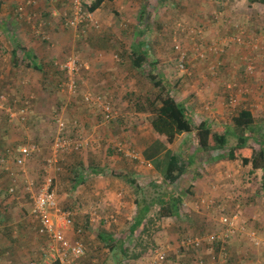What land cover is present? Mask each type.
I'll return each mask as SVG.
<instances>
[{
    "label": "rangeland",
    "instance_id": "obj_1",
    "mask_svg": "<svg viewBox=\"0 0 264 264\" xmlns=\"http://www.w3.org/2000/svg\"><path fill=\"white\" fill-rule=\"evenodd\" d=\"M47 1L48 0H36L33 5H28L26 7L28 17L26 20L22 17V21L26 22L22 23V26L28 27L30 33L33 31L34 35L43 43L50 42L47 30L54 21L50 20L46 25V22L43 20L44 14H42L41 11V6H44L48 14L52 12L53 17L57 19V22H59L64 30L67 32L72 30L75 34V43L73 47L65 48L66 50L64 52L66 56L64 60L68 55L75 53L85 64V68L80 71L77 77L79 82L78 91L75 95H70L68 91L61 90L58 82L56 84H47L50 97L48 98V95H46L44 103L40 104V107L45 109L50 116V118H47L46 122H48L49 127L51 126L52 128L47 136H42V134L40 135L38 132L34 133L36 129L33 127V122L29 123L30 120H27L26 123L19 121L11 122L9 115L4 113L3 110L0 112V126L8 122L12 125H16L15 127L18 129H30L29 133H22L21 136H24L22 141H25V143L36 142L42 147L40 151L41 154L33 157V163H35V161L37 163L36 168L34 169L33 167L32 169L31 167L33 171L35 170L33 173L34 176L40 182L45 160L52 154L50 148L52 145V132H56L57 130L54 113L61 111L62 108L66 109V111H70V113L74 111L75 113L78 111H91L93 115L92 124H88L89 122H87L86 119L85 121H81L82 119L78 117H75V122L69 120L67 123L68 128L66 136L70 139H76L82 136L83 140L89 141V145L80 150H70L60 155L58 158V166L61 167V170L57 173L55 181V189L60 198V208L63 211L72 213L73 224L77 223L80 225V222H82L81 227L76 228L75 233L80 236V239H82V242L85 244L86 254L81 259L77 260L75 264H147L148 262L149 255L143 258L120 261L121 249L111 251L110 243L98 238L97 232L92 231L90 224H96L99 232L103 234L110 233L116 239L121 237L125 245L134 251L140 250V248H136L137 239L141 234H144L143 238L150 248V253L158 246H169V264H200V261H203L205 264H210V260H213L211 258V252L213 250L214 252L219 251L216 245L212 247L205 246L199 249H190L188 251H184L180 247L181 240L188 237L214 233L220 227L218 219L223 211L217 207L218 205H213L208 209L205 204V201L208 199H214V202H216L218 198H206L205 191H203L201 187L197 188L198 185L202 184L204 187L208 185L207 187L212 188L214 191V186L220 185L224 193L228 191H234L235 193L239 192L240 194L224 198V202L222 203L225 204L224 212L227 215H231L234 211L233 199L237 198L239 201L236 203V206L237 204H241L243 207L244 211L240 209V213L244 221L255 222L253 216L246 218L245 209L249 204L257 203L256 196L263 198L262 202H264V194L261 193L263 182L257 180L256 177L258 175H250L249 172H247L249 167L247 168V166H244L240 160L233 161L225 157V159H220L222 161H217L218 163L223 162V164L212 163L213 161H210L212 155L219 156L220 153H228V148L225 147L219 151H214L212 155L199 156L196 162L192 164L191 167H188L186 172L176 182L170 183L166 180L165 176L167 166L166 155L162 154L157 160H152L144 157L143 153L145 149L154 141L161 140L166 144L168 150L170 149L175 154H179L189 147L195 149L197 147V140L194 134H185L177 138L176 143L170 144L167 142L165 136L158 135L152 129L150 130L149 127H145L147 118L144 114L135 111V103L138 102V99H142V97L147 94L153 91H159V88L155 86L154 82L148 76L150 70L147 68V64H144L141 68L132 67L133 71H129L128 68L125 67L121 72L122 68H120L118 70V75L112 74V80L108 79L110 78L109 76L104 75L105 80H100L98 82L100 85L90 84L91 81L88 79L91 75H89V72L92 70V60L97 58L100 60L108 53L112 67L115 63H119L120 65L126 62L133 63L134 55L132 54V44L136 42L138 36L139 9L143 5H146L147 9L152 14V17L149 18L152 27L144 34L150 57L159 62H165L166 66L163 72L168 75L172 73V76L169 75V79H175L172 83L177 82L174 89L175 97L186 101L185 103L189 105L190 110H192L193 118L197 121H201L202 118H206L207 113L211 111V107L214 106L212 107L213 110H220V108H222L227 114L225 115V119H221L220 121H215L216 118L212 119L209 117V119H212L215 126H227L231 122L232 113L236 115L241 109L248 108L254 112L257 126L260 125L264 127V99L263 97L258 98V92H261V96H264V4L254 0H210L216 5H219L218 3H220V1H225L224 5L228 9H232L234 16L246 14L243 18H237L240 19V26H243V30L233 26L229 28L227 34L220 35L219 31L222 30L220 28H217L219 30L217 33H215V30H211L208 33L210 28L222 26V24L218 25V23L216 25V19L212 20L210 13L213 7L210 6L211 4L208 0H205V2H207L206 7L210 6L209 10L201 9L199 12L205 15L203 19H199L200 15L194 11V5H190V1L193 0H123L121 4H118L115 0H106L102 7H104L103 10L106 14L111 15L112 18L108 20L104 17H99L96 12H92L91 16L95 22L92 23L88 20L82 23L78 28L66 25V19L74 15L73 3L75 0H72V2L71 0H64V2H62V0ZM79 1L86 7V5L88 6L95 0ZM27 3L28 1L25 0L24 4L26 5ZM126 6L128 7L127 9ZM247 6H250V8H247ZM49 9L51 10L49 11ZM114 10L117 11L115 15L113 14ZM247 16H253V19ZM244 18L247 19V21H245ZM101 20L104 22L109 21L108 23H112V25H102ZM208 21L209 23L204 25ZM180 25L194 29L195 27L203 29L204 38L200 41L201 48L205 47L206 42H211L214 39H224L225 36L229 39L242 32L245 43L229 44L227 49L231 45L230 48L233 49H235L234 46L242 51L244 49V53L237 63L228 66V68L231 67V69L227 68L228 70L225 68L227 64L225 66L221 65V62L224 63L222 60L223 57L221 56H224L230 48L219 55H210L205 59H196L194 56L195 53L192 52L191 49L193 44L189 38H187L188 35L184 33L176 34L175 29L180 27ZM14 28L20 29V27L15 26ZM8 31L9 30L2 32L5 35L4 40H6V44L9 43L10 40L13 41V39H15L17 45H22V41L19 38L7 36ZM13 31L16 32L15 29H13ZM176 43L181 47L179 51L174 47ZM182 58H184L190 74L180 69L179 64ZM63 61H61V63ZM196 62H198V64H196ZM250 63H253L252 70L248 68ZM199 64H205L203 71L205 75L211 79V81H209L210 84H207V81L202 84L197 83L198 80L202 79V73H200L201 71L198 69ZM59 69L58 73L55 71L58 79H60L59 76H61V70ZM126 70H128V73ZM251 79L255 80V85L248 82V80ZM230 84L233 85L232 89L229 88ZM102 85L106 87H102ZM44 87L46 88V85ZM201 89H204V91ZM210 91L213 93L212 97L209 95ZM88 92H94L96 95L102 94L105 101H109L113 104L116 113L113 118V120H115L114 122L104 121L101 117V111L94 108L92 105L89 106V104L85 102L83 94ZM9 93L11 94L9 95L10 106L14 111H18L21 108L20 99L23 100L22 98L25 96L21 98L22 94L17 95L11 92ZM230 93L236 94L238 99L237 104H235L233 108L229 105ZM28 98L31 102L29 108L30 114L33 109L32 106L35 104L37 98L35 99L31 96H28ZM247 98H253L254 100L252 102H247ZM38 101H43V99H38ZM205 106L211 107L206 110ZM232 110L233 112L231 113ZM215 114L217 115V112H215ZM28 118L30 119V117ZM37 136H39V138ZM114 151L120 152L121 154L118 155L117 152ZM158 160L160 162H158ZM180 162L185 164L186 160L180 158ZM235 162L238 163L236 164ZM215 168H217L215 171L211 170ZM220 170L224 173L228 172L226 175L229 177L217 181L209 180L212 175H215L216 172L219 173ZM86 171L88 172L86 173ZM0 172H2L1 169ZM78 173H86L84 175H86V177H88L87 179L91 182H93L95 178L96 180L94 183H96V186L98 185V190L100 191V194H96V197H91L90 203H93L92 205L87 202L85 203V205H89L90 207L88 209L89 212H87V210L86 212H84V210H82L83 212H77L76 210L75 179ZM196 173H200L196 175L198 180L195 181V184L198 185L196 187V185L193 184V180H191L192 186H194L195 189L193 190V194L188 193L189 190L188 188L185 189L186 186L184 182L182 185L180 184L181 179L183 177H190L193 179ZM205 173L209 174L208 178L205 177ZM3 174L6 175L5 171H3ZM190 174L193 175L190 176ZM258 177L261 178V176ZM258 182L260 185L257 184ZM21 183H23V186L25 185L24 182ZM101 183H105L107 186L108 184H114L116 187L121 184L123 185V192L120 194L119 192L117 193L116 189H112L113 194L115 193L112 198L114 200H112L107 196L109 192H105L104 188L101 187ZM3 187L1 192L5 194L1 193L0 196L1 199L7 202L9 198L5 197L6 189L9 186L3 185ZM166 187L171 188L176 194L181 195L183 199L181 205L183 213L180 218L174 219L171 217H164L160 220L156 219L147 233L142 232L141 226L132 234L131 227L137 218V199L140 200L146 196L154 197L160 192H164ZM183 187L185 192L182 191ZM93 188L96 189L97 187L93 186ZM257 188L259 190L256 192L255 190ZM90 193L91 190L86 191L84 196ZM247 197H253V202L247 199ZM158 207L159 205L155 204L149 212V216H154V212ZM0 213L6 217H8V214H14L13 210L11 213V211H4V209H0ZM27 214L28 212H26V217ZM247 215L251 216L253 213H247ZM257 217V219L260 218V216ZM78 220L79 222H77ZM145 222H147V220ZM14 223H16V221ZM19 223L20 222H18V224ZM31 223L32 222H27V227H29L28 232L33 234L32 239L34 243L26 246L27 264L33 260L41 261L49 253L48 239L39 236L34 224ZM248 223H246L248 225L246 232L249 236L236 237L235 240L240 239L244 245L247 246L245 252L249 251L247 254L251 255V257L238 260V254L234 250L231 240L229 261L231 260L232 263L228 261L226 264H251L252 262H255V264H264V245L256 244L257 240L264 241V227L255 225L254 223L253 225H251L250 222ZM84 224L90 227L84 228ZM5 229L6 227L4 230ZM78 229H81L80 233L77 232ZM10 237L11 234H8V239ZM1 252L5 254L6 251L1 250ZM209 255L210 258L208 257ZM8 256H10V258ZM217 258L211 263L218 264L219 260ZM10 260L13 262L10 263ZM2 262H5L3 264L17 263L12 253L9 255L7 254V257ZM20 262L23 264L24 260H20Z\"/></svg>",
    "mask_w": 264,
    "mask_h": 264
},
{
    "label": "crops",
    "instance_id": "obj_2",
    "mask_svg": "<svg viewBox=\"0 0 264 264\" xmlns=\"http://www.w3.org/2000/svg\"><path fill=\"white\" fill-rule=\"evenodd\" d=\"M24 1L25 0H0V94L1 93H7V94L11 95L9 93V92H11L12 94H17V95L22 94L21 98L23 96H25L24 98H26L28 96H31L32 98L34 97L35 99L37 98V100H35V104L32 106L33 109L31 110V112L29 114V117H30L29 123L33 122V127H34V129H36V130H34V133L38 132V133H40V135L42 134V136L43 135L47 136L50 133V130L52 128L51 126L49 127L48 122H46L47 118H50V116L48 115V113L45 109L40 107V104L44 103V101H45L44 99L46 98L45 97L46 95H48L47 96L48 98L50 97V95L48 93L49 88L47 87L48 86L47 84H50V83L56 84L57 82H59L61 80L62 77L59 76L60 79H58V76L56 75L55 71L60 68V63H61V61L64 60V57L66 56L64 51L67 48L74 46L75 34L72 32V30H70V32H67L66 30H64V28L59 24V22H57V19L55 17H53L52 12H51V14H48L47 10L44 8V6H41L42 7V10H41L42 14H44L43 20L46 22V25L50 22V20L54 21V22L51 21L52 22V25L50 26L51 28L49 27L50 29L48 28V30H47L50 42L43 43L40 39H38L34 35L33 31H32V33H30L28 27L22 26V23H26V22L22 21L23 18H21L19 16L17 8L21 4H23ZM105 1L103 2V4H105ZM110 1H113V0H110ZM115 1H117L118 4H121L123 0H115ZM193 1H190V5H194V7L196 8V9L194 8V11L197 14L201 11V9H206L208 11L210 8V6L206 7L207 2H205V0H193ZM47 2H49V0ZM62 2H64V0H62ZM71 2H72V0H71ZM208 2L210 3L211 1L208 0ZM251 3H253V2H251ZM103 4H102V6H103ZM102 6L95 11L96 14L99 17H104V18L110 20L112 18V16L106 14V12L103 10L104 7H102ZM127 8L128 7L126 6V9ZM247 8H250V6H247ZM141 9H142V7H140L139 11H141ZM50 10L51 9H49V11ZM227 11H231L230 13L233 14L232 9H227ZM113 14L114 15L117 14V11L114 10ZM199 15H200L199 19L205 18V15L203 13H199ZM245 15L246 14H241L240 16H236V19L237 18H243ZM247 17H250L251 19H253V16H247ZM24 20H26V19H24ZM217 21H218V25L222 24V22L220 20H217ZM239 21H240V19H237L235 22H239ZM245 21H247V19H245ZM108 22L109 21H106V22L102 21V25H107V24L112 25V23H108ZM208 23H209V21L207 23H205L204 25H207ZM53 24H55V25H53ZM216 25H217V23H216ZM14 26L20 27V29L14 28ZM222 26L212 27L208 30V33L211 30H215L216 31L215 33H217V31H219L217 28H220V29H222L221 31H219L220 35L227 34L229 31V27L226 28L227 25L224 27V24ZM11 27L13 29H15L16 32H14ZM7 30H9L7 36H9V37L13 36V37L19 38L22 41V45L21 44L17 45V43L15 42V39H13V41H11L9 38L8 39L10 41H9V43L6 44V40H4L5 35L2 32L7 31ZM11 31H12V33H11ZM187 38H188V36H187ZM226 39H227V36H225V40ZM208 43H210V42H206V45ZM229 44L232 45L233 43H228V45ZM230 46L228 47V49L230 48ZM234 48L235 49L230 48L228 50L227 47H225V50H228L226 52L227 54L225 53L226 55L224 54V56L223 55L221 56V57H223L222 60L224 61V63L221 62V65L225 66L227 64V67H225L226 69L228 68V66H231V64L237 63L238 60L240 59L241 55L244 53V49L242 51V50H239L235 46H234ZM102 51H104V50H102ZM29 54H32V56L34 58L33 60H29V58H28ZM108 54H106L100 60L98 58L92 60V70L89 72V75H91V77H89V79H88L91 81V83H90L91 85H96V84L100 85V83H98V82L100 80L101 81L105 80V76H109L110 78H108V79L112 80V74L118 75V70L120 68H122L121 72L124 70L125 67L128 68L129 71H133L132 67L138 68V66H136L134 64V61H133V63L126 62L123 65H120L119 63L118 64L115 63V65L112 67L110 64L111 61H110V57L108 56ZM215 58H218V57H215ZM152 60H154V59H152ZM33 63L34 64L37 63L40 66V69H36V68L34 69ZM196 64H198V62H196ZM158 66L160 67V70L158 72L160 74H163V71L165 70V66H166L165 62L164 61L159 62ZM204 67H205V64L204 65L199 64V66H198V69L201 71L200 73H202V79L197 81L198 84H202L205 81H207V84H208L209 81H211V79L205 75V72L203 71ZM228 69H231V67H229ZM128 70H126V72ZM169 75L172 76V73H170ZM174 80L175 79H171L170 80L171 83ZM248 82L252 85H255V80L251 79V80H248ZM58 84L60 85V83H58ZM176 84H177V82L172 83V87H173L172 94L174 96H175L174 89L176 87ZM45 85H46L47 89L44 87ZM102 87H106V86L102 85ZM201 90L204 91V89H201ZM209 95L211 97L213 96L212 91H210ZM261 95H262V93L258 92V98L263 97V99H264V96H261ZM24 98H22V99H24ZM38 99L39 100L43 99V101L39 102ZM246 100H247V102H252L254 99L253 98H251V99L247 98ZM177 101L186 102L185 100H181V99H177ZM185 106L187 109L190 110L189 105H187L185 103ZM210 107L205 106V109L208 110ZM212 107H214V106H212ZM212 107H211V111H209L207 113L206 118H209V117L212 119L216 118L215 121L216 120L220 121L221 119H225V115L227 113L224 109L220 108V110H213ZM244 109H248V108H244ZM227 111H228V109H227ZM250 111H251V113L254 117V120H255L254 112L252 110H250ZM215 112H217V115L215 114ZM57 116L64 118L66 124L69 122V120H72L75 122V117L81 118L82 119L81 121H83V120L85 121V119H86V121L89 122L88 124H92V121H93V115L91 114V111H88V112L78 111L76 113L74 111L73 113H70V111H66V109L62 108L61 111H57L54 113V119ZM212 119H209V120H210V123L212 124L213 127L219 128V127L224 126V125L215 126L213 124ZM255 124L257 126L256 122H255ZM15 126L16 125H12L8 122L6 124L4 123L3 125L0 126V169L2 170V172H0V195H1V193H4V192H1L2 188H4L3 185H8L9 186L8 188H10L14 182L15 183L14 185L16 186V193L15 194H9L8 188L6 189V197L5 198H9V199H7V202L4 201L3 199H1V196H0V209H4V211L5 210L11 211V213L13 210V212H14V214H12V215L8 214V218L12 219V220L9 219L10 221L6 220V216L2 215V213H0V248H1V250L6 251L4 254L0 250V253L3 255V258L0 261L1 262L0 264L5 263L2 261L7 257V254L9 255L10 253H12V255L14 256V258L17 262L15 264H21L20 260H24L23 264H27L26 246H29V244L34 243L33 239H32L33 234H30L28 232L29 227H27V222H32L31 218H30V210L32 207V203H31V200L29 199V197L25 193V187H24L25 185L23 186V183H21L20 178H19V180H17L18 178L16 179L18 169H17L16 164H15V160L18 157V155L20 154V149L28 145V143H25V141H22L24 136H21V135H22V133H25V134L29 133L30 129L29 128L27 130L26 129L24 130V128L18 129ZM145 127H147V128L149 127V129L151 130V126L149 125L148 121L145 122ZM258 127H262V126L259 125ZM67 128H68V125H67ZM31 130H33V129H31ZM53 135H54V131H53ZM37 137L39 138V136H37ZM153 143H151L150 145H152ZM252 144L255 146V148L257 150L260 148V146L256 142L252 141ZM9 149L12 151V153H10V154L8 153ZM39 154H41V153H39ZM1 159H4V161L6 160V162L3 164L1 162ZM219 159H220L219 156H217V158L215 160H212L213 161L212 163L223 164V162L218 163L219 161H222ZM33 162H34V158L27 161V168H28V177L27 178H35V176L33 174L35 170L33 171L32 169H33V167H34V169L36 168L37 163H36V161H35V163H33ZM31 167H32V169H31ZM247 168H248L247 172H249L250 175L261 176V178H259L258 176L256 178H257V180H261L263 182V180H262L264 178L263 170L258 169L255 172H252L251 171L252 170L251 165H248ZM216 169L217 168L211 169V170L215 171ZM3 171H5L6 175L3 174ZM87 172L88 171H86V173ZM86 173H83V174L78 173V175H76V179H75V205L77 206V209H76L77 212H83L82 210H84V212H86V210H87V212H89L88 209L90 207H89V205H85V203L87 202L90 205H92L93 203H90L91 197L92 196L96 197V194H100V191L98 190V185L96 186V183H94L96 179L94 178L93 182H91L90 180L87 179L88 177H86V175H84ZM227 173L228 172L224 173L220 170L219 173L216 172L215 175H212V177L209 178V180L217 181V180H220L223 178L227 179V177H229L228 175H226ZM243 174H245V173H243ZM205 177L208 178L209 174L205 173ZM197 180H198V177L193 178V184H195L196 183L195 181H197ZM22 182H23V179H22ZM99 183H100V181H99ZM101 184H102L101 187L104 188V191L109 192V193H107V196L110 199H112L114 197V194H115V193L113 194L112 189H116L117 193L119 192L120 194H122V192H123V185H121V184L119 185L121 187H119V186L116 187V186H114V184H112V185L108 184V186L105 183H101ZM257 184L260 185L259 182ZM197 185H196V187H197ZM93 186H95L97 188L94 189ZM207 186L205 185V187H204L201 184V185H198V187H197V188L201 187L203 189V191H205V194H206L205 197L206 198L211 197V198H218L221 200V199H224L228 196L240 194L239 192L235 193L234 191H232V192L228 191V192L224 193V192H222L220 185L214 186L215 191L212 188L207 187ZM206 188H208V189H206ZM89 190H91V193L87 196H84V193H86V191H89ZM232 190H235V189H232ZM257 190H259V189L257 188L255 191H257ZM261 193L264 194V188L261 191ZM256 198H257V201H259V203L249 204V206L246 207V209H245V212H246L245 215H246V218H249L252 216H253V218H255L254 219L255 222L254 221H248L251 223V225H253V223H254L255 225L264 227V202H262L263 198H261L259 196H256ZM58 199L60 201L59 195H58ZM112 200H114V199H112ZM260 200H261V202H260ZM2 202H4V203H2ZM85 208H87V209H85ZM208 209H210V208H208ZM26 212H28L27 217L25 216ZM247 213H253V215L250 216V215H247ZM257 216H260V218L257 219L258 218ZM55 218H56V216H55ZM15 221H16V223H14ZM56 221L60 225L63 224V222L59 218H57ZM18 222H20V223L18 224ZM77 222H79V220ZM14 224H17V225H14ZM81 224H82V222H80V225H78L77 223H74V224H72V226L66 227L67 237L70 238L71 240H81L82 241V239H80V236L76 235V233H75L76 228H80ZM90 225H91V227L85 225L84 228L90 227L92 229V231L97 232V237L100 238L99 234H103V233L99 232L97 225L96 224H90ZM5 227H6V229L4 230ZM8 234L9 235L11 234V237L9 239H8ZM99 243H101V242H99ZM231 243H232L234 250L238 254L237 255L238 260H242L243 258H246V257H251V255L247 254L249 251L245 252V250H246L245 248H247V246L244 245V243L240 239H238V240L234 239V240H232ZM231 243H230V247H228L229 250L231 249ZM242 244H243V246H242ZM8 257L10 258V256H8ZM208 257L210 258V255ZM225 261L226 260L222 259V260H220V262L218 261V264H226L229 260L226 262ZM9 262L12 263L13 261L10 260ZM229 262L232 263L231 260ZM251 264H255V262H252Z\"/></svg>",
    "mask_w": 264,
    "mask_h": 264
},
{
    "label": "trees",
    "instance_id": "obj_3",
    "mask_svg": "<svg viewBox=\"0 0 264 264\" xmlns=\"http://www.w3.org/2000/svg\"><path fill=\"white\" fill-rule=\"evenodd\" d=\"M104 1L105 0H95L88 6L86 5V8L91 13L95 12L97 9H99L102 6ZM254 1H258L264 4V0H254ZM224 2L225 1H220V3H218L217 1L219 5L210 2L211 4L210 6L213 7L210 13L212 20L215 19L220 20L222 22V25L224 24V27L227 25L226 28L228 27L231 28L233 26L237 27V25L240 26V22H235L237 20L236 16H234V14H231L230 13L231 11H227L228 8L224 5ZM151 17H152L151 12L147 9L146 5H143L138 18L139 29L137 33L138 34L137 40L135 43L132 44L133 47L132 54L134 55V64L136 66L141 68L144 64H147V68L150 70L148 76L154 82L155 86L159 88V91L158 92L153 91L152 93L142 97V99H138V102L135 103V111H137V113L146 115L147 121L151 126V129L158 135L165 136L168 143L170 144L176 143L177 138L185 134H194L197 140V147L195 149L189 147L185 149V151H182L179 154L178 153L175 154L170 149L169 150L167 149V146L164 142H162L161 140H156L152 145H150L147 149H145L143 153L144 157L150 158L152 160H157L162 154H165L167 157L165 176H166V180H168L170 183L176 182L186 172L187 168L191 167L192 164L196 162L199 156L202 157V156L212 155L214 151H219L221 149H224L225 147L228 148V153L227 154H225L224 152L221 153L219 155L220 159H225V157H227L229 160H233V161L240 160L244 166L251 165L252 172L261 169L263 170V174H264V127L262 128L256 126L254 117L249 109H241L240 111H238L236 115L232 113L233 116L231 122L227 126L218 128L212 126L209 118H202L201 121L195 120V118H193L192 110L186 108L185 102L177 101L176 97L172 94L173 87L170 81L171 79L169 80L170 78L169 75L165 74L164 72L163 74H160L158 72L160 70V67L158 66L159 61L156 59L154 60L151 59L149 49L147 47L146 39H144V34H146L149 31V29L152 27L151 20L149 21V18ZM216 23H218V21H216ZM175 30H176V34L184 33L188 35L186 32H182L180 27H178ZM218 40L224 41L225 38L214 39L213 41L218 42ZM174 47L176 48L177 51H179L181 48L178 43H176ZM192 52H194L193 49ZM28 58L29 60L34 59L32 54H29ZM33 68L40 69V66L37 63L35 64L33 63ZM59 70H61L62 78L58 83H60L59 86L61 87L62 81L64 80V71L62 69ZM56 72L58 73V69L56 70ZM26 98H24L23 100H25ZM23 100H20L21 105ZM114 121L115 120L112 119L110 122L112 123ZM55 137H56V132L54 131V135L52 132V144L55 140ZM252 141L256 142L260 146L258 150L252 144ZM41 148L42 147L40 146V151ZM8 153L10 154L12 153V151L9 149ZM39 153L40 152L38 153L34 152L29 157L28 160L32 159L36 155H39ZM117 154L120 155L121 153L117 152ZM180 158H184L186 160V163L183 164L182 162H180ZM216 158L217 156L212 155L210 161L215 160ZM158 162L160 161L158 160ZM197 174L200 173L194 174L193 178H195ZM191 175L193 174H190V176ZM35 179L37 180V182H39L36 177ZM191 180L193 179H191L190 177L189 178L183 177L181 179L180 184L182 185L184 182L186 186L185 189L188 188L189 190L188 193L193 194L194 193L193 190L195 189V187L192 186ZM262 180H263L262 183L263 187H261V190H263L264 188V178ZM14 184L15 183L13 182V185L11 186H15ZM182 191H184V187ZM8 192L9 194H15L16 186L14 193H11L9 189ZM253 197L252 198L247 197V199L252 201ZM233 200H234L233 202L234 211L231 214H234L240 209L243 210L241 204H237L236 206V203L239 200L237 198H234ZM223 202L224 199L222 200L218 199L216 202H214V205H218L217 207H219V205H225L222 204ZM256 202L259 203L258 201ZM182 203H183V199L181 195L176 194V192H174L169 187H166L164 189V192H160L158 195H155L154 197L146 196L143 199L140 200L137 199L136 201V204L138 206V211L136 215L137 218L135 219V223H133L131 227V233L133 234L141 226H142V232L147 233L150 229V226L155 223L156 219L160 220L164 217L179 219L183 213L181 208ZM155 204L159 205V207L154 212V216H149V212L151 211L152 207ZM9 219L10 218L6 217V220ZM146 220L147 222H145ZM143 235L144 234H141L137 239L136 249L140 248V250L134 251L125 245V242L121 237L116 239L110 233L99 234L101 240L110 243L111 251H116L118 249H121L122 259L120 258L119 259L120 261L127 259L143 258L144 256L147 257L150 254L149 252L150 248L146 244ZM243 236L237 235L233 239H235L236 237H243ZM229 243L230 242L226 243L227 248L224 253L221 252L220 245L216 244L219 251L218 252L215 251V255L217 256L219 254L217 256L219 262L222 259L226 261L229 260V248H228ZM188 250L190 249H185L184 251H188Z\"/></svg>",
    "mask_w": 264,
    "mask_h": 264
},
{
    "label": "built area",
    "instance_id": "obj_4",
    "mask_svg": "<svg viewBox=\"0 0 264 264\" xmlns=\"http://www.w3.org/2000/svg\"><path fill=\"white\" fill-rule=\"evenodd\" d=\"M28 3H24L18 7V13L21 17L27 19L26 7L28 5H33L36 0H27ZM74 15L66 19V25L70 27L78 28L82 23L90 21L94 23V19L91 16V12L84 7V5L79 1L75 0L73 3ZM181 31L186 32L190 41L193 44V51L195 52L196 58H207L210 55H219L225 52V47L228 43H245L243 33L240 32L236 36L226 39L225 41L218 42L211 41L204 48H201L200 41L204 38V31L202 28H190L180 25ZM237 28L243 30L242 26L237 25ZM184 55V54H183ZM61 69L64 71V80L62 81L61 87L63 91H68L70 95H75L78 91L79 82L78 75L80 71L85 68V64L82 62L81 58L75 53L68 55L66 59L60 64ZM180 69L183 72L189 73V68L186 67L184 58L179 64ZM249 70H252L253 63L248 66ZM229 88H233V85H229ZM84 100L87 104L92 105L94 108L99 109L102 118L106 122H110L115 117L114 106L111 102L105 101L102 94L96 95L94 92H88L83 94ZM237 95L230 93L229 105L233 108L237 104ZM9 94L3 93L0 95V112L9 115L10 121H19L26 123L29 119V108L31 106L30 99L27 97L23 100L21 108L18 111H14L10 106ZM233 110L231 111V113ZM57 130L56 137L51 145V156L47 157L45 160V165L42 168L40 182H37L35 178L28 177L27 161L29 157L34 152H40V146L37 143H30L20 149V154L15 160L18 173L16 179L25 183V193L31 200L32 207L30 210V218L34 224L36 231L39 236L45 237L49 242V253L41 261L33 260L29 264H75V262L81 259L86 254V246L81 240H71L66 235V227L72 226L73 219L72 213L63 211L59 206V199L57 191L55 189V181L57 178V173L61 170L58 166V158L62 153L67 151L80 150L85 146L89 145L88 140H83L82 136L76 139H70L66 136L67 124L65 119L57 116L55 117ZM4 163V159H1ZM22 173V174H21ZM21 175V176H20ZM11 193L15 192V186L9 188ZM214 199H208L205 204L208 208L214 205ZM219 208L223 211L219 217V229L214 233H208L196 237H188L180 242V247L182 249H199L205 246H215L220 245L221 252H225L226 243L230 242L232 238L237 235H248L246 232L247 225L244 219L241 217L240 210L234 214L227 215L224 205H219ZM56 216V218H55ZM59 218L63 224L60 225L56 221ZM77 232H81L78 229ZM256 244L264 245V241H257ZM170 252L169 246H158L149 254V259L147 264H169L168 255ZM3 255L0 253V261ZM211 262L216 260L214 250L211 252ZM215 263V262H214ZM184 264V263H178ZM200 264H205L200 261Z\"/></svg>",
    "mask_w": 264,
    "mask_h": 264
}]
</instances>
